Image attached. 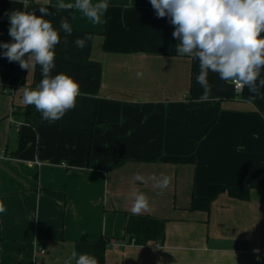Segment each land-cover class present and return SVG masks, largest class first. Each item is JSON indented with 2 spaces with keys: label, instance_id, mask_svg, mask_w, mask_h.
Segmentation results:
<instances>
[{
  "label": "crops",
  "instance_id": "crops-1",
  "mask_svg": "<svg viewBox=\"0 0 264 264\" xmlns=\"http://www.w3.org/2000/svg\"><path fill=\"white\" fill-rule=\"evenodd\" d=\"M60 2L75 0H0L3 43L12 42L11 11L48 8L60 34L51 75L73 77L81 91L58 121L34 106L26 114L23 89L38 86L41 66L28 71L0 55V264H65L72 251L96 257L101 239L105 264H264V87L257 81L250 101L247 86L236 91L209 71L211 99L200 102L199 60L177 52L174 27L150 0H107L99 24ZM137 173L171 183L161 191ZM213 183L250 185V196L225 191L209 209H192ZM132 191L149 198L141 214L166 220L162 242L125 235Z\"/></svg>",
  "mask_w": 264,
  "mask_h": 264
},
{
  "label": "clouds",
  "instance_id": "clouds-1",
  "mask_svg": "<svg viewBox=\"0 0 264 264\" xmlns=\"http://www.w3.org/2000/svg\"><path fill=\"white\" fill-rule=\"evenodd\" d=\"M27 6L28 0H21ZM158 18L168 17L174 27L173 37L180 43L177 52L199 60L200 72L196 77L203 88L200 102L211 99V86L208 82L209 71L219 74L221 80L230 82L238 90L248 87L252 101L260 95L259 86L264 87L261 70L264 69V0H150ZM59 10L79 9L93 23L99 24L101 16L107 11V0H75L74 3L60 2ZM39 15L35 12L11 11L9 16V36L12 42H0L4 49L0 55L9 62H18L21 69L41 66L42 80L36 88H24L22 103L31 105L50 122L60 120L66 112L76 106L81 95L79 83L71 76L60 73L51 75L55 67V46L60 43L59 31L45 19L48 8L41 6ZM60 28L71 35L72 28L67 19H62ZM76 39L78 48L86 47L87 40ZM64 43L68 41L65 38ZM137 72V78L142 77ZM135 181L152 182V187L166 190L171 177L161 174L145 177L135 174ZM131 211L139 215L149 210V198L143 193L132 191ZM0 203V213L5 212ZM98 264L95 257L72 251L65 264Z\"/></svg>",
  "mask_w": 264,
  "mask_h": 264
},
{
  "label": "trees",
  "instance_id": "trees-1",
  "mask_svg": "<svg viewBox=\"0 0 264 264\" xmlns=\"http://www.w3.org/2000/svg\"><path fill=\"white\" fill-rule=\"evenodd\" d=\"M31 105H28L26 114L32 111ZM227 191L232 196L247 199L250 196L251 186L244 184H220L210 185L209 193L205 197H193L192 209H209L211 202L222 192ZM166 220L151 215L127 214L125 224V235L130 242L136 244H146L150 241L162 242L165 236ZM106 240L101 239L96 243V260L98 264H105Z\"/></svg>",
  "mask_w": 264,
  "mask_h": 264
},
{
  "label": "built area",
  "instance_id": "built-area-1",
  "mask_svg": "<svg viewBox=\"0 0 264 264\" xmlns=\"http://www.w3.org/2000/svg\"><path fill=\"white\" fill-rule=\"evenodd\" d=\"M233 85H234V84H233ZM234 88H235L236 91H240V90H238V89L235 87V85H234ZM12 92H13V90H12ZM37 162H38V163H41V162H39V161H37ZM61 164L66 165L65 162H62ZM110 242L113 243V244H115V243H116V240H110ZM40 251H41L42 253L45 252L44 249H41Z\"/></svg>",
  "mask_w": 264,
  "mask_h": 264
}]
</instances>
